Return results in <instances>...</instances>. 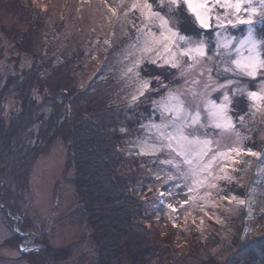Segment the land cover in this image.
Returning a JSON list of instances; mask_svg holds the SVG:
<instances>
[{
  "label": "trees",
  "instance_id": "1",
  "mask_svg": "<svg viewBox=\"0 0 264 264\" xmlns=\"http://www.w3.org/2000/svg\"><path fill=\"white\" fill-rule=\"evenodd\" d=\"M135 1L127 0L124 5H119V18L115 20L112 42L107 48L101 70L107 66L109 59L108 66L114 65L115 57L110 58L113 48L116 54L119 44L121 46L130 33H134L131 22L136 21V11L125 17L120 30L119 23L122 22L119 20L123 10ZM56 10L55 22L48 29L46 21L53 16V8H43L39 0H0V63L2 59L8 69L5 84L0 86V196L3 193V203L21 215L15 224L20 230L15 231L4 244L19 248L26 238L24 231L33 226L29 216L21 211V201L15 195V189H25L36 159L46 154L55 140L62 139L69 152L66 170H72L70 180L75 186L79 211L87 222V240L98 264H264V196L256 197L257 193L250 205V216L248 209L242 207L229 243L224 241V229L216 221L203 230L189 231L187 243L182 245L176 242L177 235L172 234V228L165 235H160L151 215L154 198L149 194L141 197L136 193L147 171L141 172L136 160L132 167L127 168L123 148L128 131L131 130L132 135L139 124L151 119L156 114V101L179 83V70L168 64L160 66L159 61H144L139 70L149 80V89L135 101L133 107L126 108L123 121L125 108L120 114L112 113L117 106L114 95L127 103L129 98L122 100L120 91L114 93L107 89L111 74L101 79L94 78L89 89H84L79 83V74L86 65V50L82 47L67 49L62 45L58 36L66 12L62 8ZM3 12L17 20L6 25L2 20ZM173 12L180 32L194 39H203L208 50L216 52V33L223 29L214 26L201 29L186 7L174 8ZM252 25L256 37L264 40V15L257 16ZM246 31L247 26L241 24L235 28L228 26L226 32L236 35ZM26 61L27 65L22 67ZM239 79L235 87L242 90L231 88L228 91L230 112L235 119L245 115L244 121L249 116L245 127L252 135L248 143L261 155L254 158L246 184L241 186L239 182L232 181L226 186L232 192L250 198L253 192L251 186L256 187L264 171V130L260 137L262 124L255 121L257 115L254 114L257 113L251 108L253 101L247 93L258 89L264 81V74H259L255 80L248 77ZM11 97L17 99L19 106L6 113L5 103ZM126 102L122 103L123 106ZM253 106L259 107L258 102H254ZM262 109L264 112V105ZM108 116H112V122L108 121ZM38 123L41 124V132L36 144H42L32 146L22 154L26 150L24 134ZM121 125L125 128H120ZM145 167L150 173L152 168L148 164ZM152 171L148 177L160 181L162 177H156ZM3 178L7 184H1ZM3 211L6 212L5 209ZM10 219L14 223V219ZM44 242L48 245V263V253L45 255L42 251H30L22 256L30 264H61L72 254L70 245L51 248L46 238Z\"/></svg>",
  "mask_w": 264,
  "mask_h": 264
},
{
  "label": "rangeland",
  "instance_id": "2",
  "mask_svg": "<svg viewBox=\"0 0 264 264\" xmlns=\"http://www.w3.org/2000/svg\"><path fill=\"white\" fill-rule=\"evenodd\" d=\"M126 2L127 0H39L43 8H47L48 6L54 9L53 16L46 21L48 29L55 22L54 15L57 14L56 8L65 9L66 18L62 31H60V36H58L62 45L67 46V49L82 47L86 50L85 69L79 74V83L83 85L84 89L92 87V80L94 78L101 79L111 74L107 89L114 93H116V90L120 91L123 97L122 100L129 98L128 103L126 100L123 101L126 102L124 107L120 97L114 95L117 106L112 113L115 115L120 114L122 113V109L125 108L123 109L122 120L125 117L126 108L133 107L135 101L150 86L149 80L143 77L141 69L139 70L140 65L144 61H159L158 65L164 66L166 64L169 65L167 61L173 59L168 53L164 52L162 47L156 45L151 46V51H143L145 47V36L147 35V29L145 28L147 22L141 16L140 11L137 10L134 16V20L136 19L135 23L131 22V28L134 29V33H130V37L121 46L119 44L116 54L113 53L115 48L112 50L110 58L115 57L114 65L110 64L108 66L109 59L107 66L102 70L100 69L105 59L107 48L112 42L111 35L113 34L114 24L116 23L115 20L119 18H117L119 5H124ZM148 2L153 5L154 11H159L162 16H165L169 20V25L173 29L181 35H185L180 32L178 21L174 16V9L169 11L167 3H165L163 8L159 7L158 0H148ZM132 3L130 2L129 7H126L122 12V18L119 20L122 24L119 23V30L124 25L125 17L130 16L129 14L132 13L130 11ZM140 3L142 4L143 0ZM252 6L257 9V13L252 16L254 22L256 17L261 15L262 6L260 0H252ZM224 14L225 10L223 9H213V19L210 20V23L214 26H212L213 28H216L214 17L216 15L223 17ZM230 18L235 22V17ZM241 18L247 19L248 16L242 12ZM2 20L9 26L17 19L3 12ZM239 25L241 24H237L236 26ZM23 26L26 25L24 24ZM246 26L248 31L249 26ZM251 28L253 31V25H251ZM140 29H145L143 35L139 32ZM151 30L159 37V29L155 25L151 26ZM222 32L224 31L222 30ZM224 34L237 38L244 35L241 33L235 35V33L230 32H224ZM120 35L121 32L118 38ZM254 35L257 36L255 33ZM118 38L116 39V44L118 43ZM183 46L187 47L186 45ZM232 58L235 59V54H233ZM175 59L178 65V78L180 81L169 88L165 97L157 100L158 102L156 101V112L154 111L156 114L153 112L154 115L152 114L151 119L148 121L144 120V122L139 124L137 127L138 131H132V135H130L131 130L128 131L129 134L127 133L123 148L127 161L126 167H132L136 160L139 170L141 172L147 171V176L140 180L136 193L141 197L149 194L154 198L155 203L151 215L159 229L160 235H165L172 228V234L177 235L176 242L182 245L187 243L189 231L203 230L216 221L219 224L221 223L224 229V241L229 243L230 235L234 230V224L239 220L242 207L244 206L248 209V215L250 216L252 212L250 205L256 193V197L259 195L264 196L263 170L258 179L259 183L262 184L258 186V183L256 187L251 186L253 192H251L250 198L234 193L227 187L228 185L226 186V183L232 181L239 182L241 186L246 184L255 158L247 150L251 149L252 152L259 153L257 148L252 147L248 143V138L252 135L250 130L245 127V125H248L249 116H247L245 121L243 120L245 115L235 119L230 112L229 105L228 116L231 118L234 127L231 129H207V136L213 141L210 156L217 152L230 153L232 149L237 150L238 154L231 153L227 158H218L212 167L211 175L207 176L204 182V187H198L197 191L194 192H189V188L193 186L192 178H185L180 174L186 171V166L181 165L180 169L177 170L171 164L163 163V161L173 158L179 160V157H175L174 153L170 155L167 150L153 152L152 146L156 145L158 141L152 138L155 130H150L148 125L150 123L159 124L161 120L168 119L167 114L161 116L157 109L160 108L163 101L169 99V94L179 96L185 101L186 105L196 103L200 104L202 108L205 99H211L219 104L225 92L228 94L231 88L242 90V88L235 87V85L240 82L239 77L243 78L245 76L224 72L223 68L226 65L221 63L222 57L217 55L216 52H210L208 47L206 58L190 59L188 56L181 57L177 55ZM27 63L28 61L24 62L22 67L26 66ZM7 74L8 69L6 70L5 63L1 59V87L5 84ZM229 80L234 81V83L229 84L227 88H217V85L227 84ZM145 81L148 82L146 88L144 87ZM262 89H264V81L260 83L258 89L253 91L261 92ZM134 97L135 99H133ZM18 104L19 102L16 98H9L5 103L6 113L16 109L19 106ZM253 104L251 108L257 113L254 114L255 116L257 115L255 121L262 124V130L259 134L262 137L264 130V112L262 106L264 102H258L259 107L253 106ZM108 117V121L112 122V116ZM40 127L41 124L38 123L26 131L23 136L25 140L23 145H25L26 150L22 154H25L28 148L32 146L38 147L42 144V142L36 144L41 132ZM120 128H125V126L121 125ZM68 153L67 144L62 139L55 140L50 146L49 151L39 156L34 162L28 181L25 183V189H20L19 191L17 188L15 189V195L21 201L22 213L27 214L33 224L31 228L24 231L26 241L24 239L19 244V248L4 244L7 239L12 237L15 231L20 230L19 226L15 224L21 215L3 203L2 197L4 194H1L0 264H30L22 256L24 253L30 251H42L45 255L48 253L46 256V262L48 263L49 252H47L48 245L44 242L45 238L51 248L71 246L69 248L72 251L71 256L61 264H98L91 243L87 240V222L79 211L80 203L78 196L75 193V186L70 180L72 170L70 169L71 171L69 172L66 170L68 168ZM145 164H148L149 168H152L153 171L150 170V173L152 171L156 177H162V179L157 182L152 177H148L150 173L148 167H145ZM5 178L1 180V184H7ZM19 179L20 177H18ZM154 187L155 189H153ZM238 200L245 201V204H239L237 202ZM4 209L6 212L3 211ZM10 218L14 219V223H12ZM35 227L38 229L37 232L35 231ZM31 230L37 234H34V236L31 235L28 232ZM30 238L32 239L30 240ZM225 254L227 253L225 252Z\"/></svg>",
  "mask_w": 264,
  "mask_h": 264
},
{
  "label": "snow or ice",
  "instance_id": "3",
  "mask_svg": "<svg viewBox=\"0 0 264 264\" xmlns=\"http://www.w3.org/2000/svg\"><path fill=\"white\" fill-rule=\"evenodd\" d=\"M165 3H167L169 11L182 6L186 7L188 14L194 18L201 29H209L213 26L210 20L213 19L212 12L215 8L225 10L223 17L220 15L214 17L217 29H223L226 32L228 26L235 28L237 24L248 25L247 33L240 38L217 31L216 54L222 57L221 63L226 65L223 68L224 72L245 76L252 80H255L258 74L264 73V52L261 51L264 48V40L257 39L251 28L252 16L257 13V9L252 6V0H158V6L161 8ZM260 3L261 14L264 15V0H260ZM137 10L147 22L145 25L147 35L143 51H151L152 45L162 47L164 52L173 58L167 61L173 68L178 66L175 59L177 55L188 56L190 59L207 57V45L203 39H193L181 35L169 25V20L165 16H162L159 11L153 10V5L148 0H143L142 4L138 0L132 3L130 11ZM242 12L247 14V19L241 18ZM230 17H235V22ZM152 25L159 29V37L151 30ZM139 32L143 35L145 29H140ZM233 54H235V59L232 58ZM232 83L234 81L229 80L227 84L217 85V88H227ZM147 86L148 82L145 81L144 87ZM247 95L253 102H264V89L261 92L249 91ZM230 104L231 99L227 92L219 104L211 99H205L202 108L200 104L196 103L186 105L179 96L169 94V99L163 101L160 108L157 109L161 116L167 114L168 119L161 120L159 124L150 123L148 125L150 130H155L152 138L158 141L156 145L152 146L153 152L167 150L170 155L174 153L175 157L180 158L179 160L169 159L163 163L171 164L177 170L181 165L186 166V171L180 174L185 178H192L193 186L189 188V192L197 191L198 187H204V182L207 176L211 175L212 167L218 158H227L231 153H237V150L232 149L230 153L217 152L214 155H209L212 152L213 141L207 136V129H231L234 127L228 116ZM247 151L254 157L261 155L252 152L251 149ZM237 202L245 204L243 200Z\"/></svg>",
  "mask_w": 264,
  "mask_h": 264
},
{
  "label": "flooded vegetation",
  "instance_id": "4",
  "mask_svg": "<svg viewBox=\"0 0 264 264\" xmlns=\"http://www.w3.org/2000/svg\"><path fill=\"white\" fill-rule=\"evenodd\" d=\"M28 232L31 233V235H33V236H34V234H35V232H34L33 230L28 231ZM36 234H37V233H36ZM36 234H35V235H36ZM31 235H30V236H31ZM33 236H31V237H33ZM31 239H32V238H30V240H31ZM25 241H26V239H25Z\"/></svg>",
  "mask_w": 264,
  "mask_h": 264
},
{
  "label": "water",
  "instance_id": "5",
  "mask_svg": "<svg viewBox=\"0 0 264 264\" xmlns=\"http://www.w3.org/2000/svg\"><path fill=\"white\" fill-rule=\"evenodd\" d=\"M25 242V241H24ZM36 248H38V247H36ZM39 249V248H38Z\"/></svg>",
  "mask_w": 264,
  "mask_h": 264
}]
</instances>
